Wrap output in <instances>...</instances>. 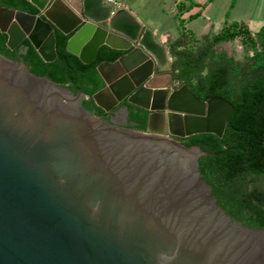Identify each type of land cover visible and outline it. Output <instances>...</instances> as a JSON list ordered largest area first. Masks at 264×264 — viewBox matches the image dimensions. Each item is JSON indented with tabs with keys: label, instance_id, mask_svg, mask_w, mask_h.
<instances>
[{
	"label": "water",
	"instance_id": "water-1",
	"mask_svg": "<svg viewBox=\"0 0 264 264\" xmlns=\"http://www.w3.org/2000/svg\"><path fill=\"white\" fill-rule=\"evenodd\" d=\"M24 1L35 14L0 7L6 49L25 39L50 62L55 29L83 64L101 45L123 51L95 67L103 87L90 100L148 113L145 132L106 123L80 106L88 92L0 55V264H264V222L230 207L197 161L213 150L176 140L220 137L232 106L173 88L140 47L70 2ZM178 92L192 109L170 105Z\"/></svg>",
	"mask_w": 264,
	"mask_h": 264
},
{
	"label": "trees",
	"instance_id": "trees-1",
	"mask_svg": "<svg viewBox=\"0 0 264 264\" xmlns=\"http://www.w3.org/2000/svg\"><path fill=\"white\" fill-rule=\"evenodd\" d=\"M0 7L36 13L24 0H0ZM122 33L135 39L140 31L132 23ZM52 35L54 58L50 62H43L25 39L14 49H6L4 33H0V55L21 61L29 73L68 87L72 94L79 89L88 92L89 97L82 99L80 106L92 115L102 114L90 100L103 87L95 67L101 62L115 61L124 52L101 45L94 59L83 64L64 50L69 34L62 35L53 29ZM235 38L249 54L234 59L216 50V45ZM190 41L184 34L166 41L170 60L163 72L170 74L173 88L185 85L201 101L220 98L232 106V112L220 137L198 133L177 140L189 143L205 139L207 149L214 152L197 158L206 180L221 189L227 204L242 217L264 222V18L253 34L242 23H229L216 33L202 35L193 47L188 45ZM138 42L154 57H161L148 32H142ZM154 72L159 73L155 69ZM120 103L127 110L128 121L134 122L131 128L144 130L148 111L124 100Z\"/></svg>",
	"mask_w": 264,
	"mask_h": 264
},
{
	"label": "crops",
	"instance_id": "crops-1",
	"mask_svg": "<svg viewBox=\"0 0 264 264\" xmlns=\"http://www.w3.org/2000/svg\"><path fill=\"white\" fill-rule=\"evenodd\" d=\"M114 2L116 6L102 0H80L68 5L75 14L80 11L81 14L88 15L94 23L106 21L109 28L134 46L140 47L159 73L167 69L170 60L165 46L167 40L180 34L186 35L189 40H195L199 36L216 33L229 23H242L253 34L264 18V0H161L163 9L160 5L159 9L154 8L158 11L156 13L161 19L160 23L156 18H150L145 11L146 7L139 0H122L121 4ZM166 22L171 27H164ZM132 23L140 31L135 39H129L122 33ZM144 31L150 34L152 41L160 49L159 59L139 44L140 34Z\"/></svg>",
	"mask_w": 264,
	"mask_h": 264
},
{
	"label": "rangeland",
	"instance_id": "rangeland-1",
	"mask_svg": "<svg viewBox=\"0 0 264 264\" xmlns=\"http://www.w3.org/2000/svg\"><path fill=\"white\" fill-rule=\"evenodd\" d=\"M117 3L121 4L122 0H114ZM140 4H143V6L146 7V12L149 13L150 18H156L155 20L160 23L161 19H159V17H157V13L158 12L156 9H154L155 7H157L159 9V5L161 7V5L163 4V2H161V0H139ZM165 7V6H164ZM162 8V7H161ZM163 9V8H162ZM165 9V8H164ZM166 11V10H164ZM166 25H164V27H171V24H169V22L165 23ZM201 36H199L197 39H191V41L189 42V46L193 47L195 46V44L197 43V41L199 40ZM216 50L217 51H223L225 52L227 55L232 56L234 59H241L242 55L244 53L249 54V52H246L245 50H243L239 40L237 38L228 41V42H224V43H220L218 45H216ZM175 85V84H174Z\"/></svg>",
	"mask_w": 264,
	"mask_h": 264
},
{
	"label": "flooded vegetation",
	"instance_id": "flooded-vegetation-1",
	"mask_svg": "<svg viewBox=\"0 0 264 264\" xmlns=\"http://www.w3.org/2000/svg\"><path fill=\"white\" fill-rule=\"evenodd\" d=\"M125 106L122 103H118L115 107L112 108V113L111 112H103L100 115H97L102 121L109 123V122H114L116 124H120V128L123 129H130V130H135V131H140V132H145V127L144 130H136L131 128L134 126V122L128 121L127 119V110ZM147 116V115H146ZM164 136L171 137L167 133L164 134ZM176 139V138H175ZM178 139V138H177ZM176 139V140H177Z\"/></svg>",
	"mask_w": 264,
	"mask_h": 264
},
{
	"label": "bare ground",
	"instance_id": "bare-ground-1",
	"mask_svg": "<svg viewBox=\"0 0 264 264\" xmlns=\"http://www.w3.org/2000/svg\"><path fill=\"white\" fill-rule=\"evenodd\" d=\"M156 83H159L158 81ZM155 97L157 98V95H155ZM174 101H170V105L174 106L176 108H182V109H192V105L190 104V102L188 101L187 97H185L184 93H180L178 92L177 95L173 96ZM177 99V101L175 100ZM215 104L214 103H209L208 104V108H212L214 107ZM159 123H158V127H159Z\"/></svg>",
	"mask_w": 264,
	"mask_h": 264
},
{
	"label": "built area",
	"instance_id": "built-area-1",
	"mask_svg": "<svg viewBox=\"0 0 264 264\" xmlns=\"http://www.w3.org/2000/svg\"><path fill=\"white\" fill-rule=\"evenodd\" d=\"M66 2H79L80 0H65ZM112 6H116L117 4L113 0H102Z\"/></svg>",
	"mask_w": 264,
	"mask_h": 264
}]
</instances>
